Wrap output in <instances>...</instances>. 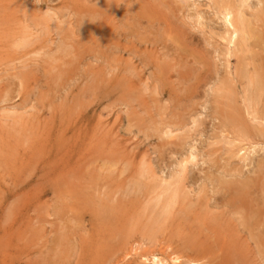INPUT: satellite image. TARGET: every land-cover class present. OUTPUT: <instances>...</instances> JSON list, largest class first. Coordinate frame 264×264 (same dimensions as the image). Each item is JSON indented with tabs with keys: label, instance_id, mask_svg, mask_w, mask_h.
Instances as JSON below:
<instances>
[{
	"label": "rangeland",
	"instance_id": "rangeland-1",
	"mask_svg": "<svg viewBox=\"0 0 264 264\" xmlns=\"http://www.w3.org/2000/svg\"><path fill=\"white\" fill-rule=\"evenodd\" d=\"M263 49L264 0H0V264H264Z\"/></svg>",
	"mask_w": 264,
	"mask_h": 264
},
{
	"label": "bare ground",
	"instance_id": "bare-ground-1",
	"mask_svg": "<svg viewBox=\"0 0 264 264\" xmlns=\"http://www.w3.org/2000/svg\"><path fill=\"white\" fill-rule=\"evenodd\" d=\"M231 2H233V1H231ZM230 2V3H231ZM260 2H262V1H260ZM219 3H221V2H218V4ZM223 3V2H222ZM226 4H227V7L225 6H222L223 8H221V9H218V10H220L219 12L221 13V15L217 12V14H219V16H220V18H221V16L223 17V19L225 20V22L229 25V27H231L230 28V34H229V37H228V41H229V44L230 43H233L234 44V42L236 43V39L239 37V35L242 33V31H243V22H244V20H243V16L241 15V14H239L238 16H234V13H233V9L230 7V4L228 3V2H226ZM226 4H224V5H226ZM97 6V5H96ZM251 6V5H250ZM237 7H240V6H237ZM218 8H219V6H218ZM240 8H242V7H240ZM123 9H125V7L123 8ZM217 10V9H216ZM244 10V9H243ZM245 11H246V9H245ZM244 11V12H245ZM103 12V11H102ZM128 13V12H127ZM133 14V13H132ZM247 14V13H246ZM252 14V13H251ZM125 15V14H124ZM123 15V16H124ZM49 16V15H48ZM131 16V15H130ZM252 16V15H251ZM253 16H254V12H253ZM88 17V16H87ZM255 17H257V16H255ZM97 18V17H96ZM124 18V17H123ZM132 18V17H131ZM252 18H254V17H252ZM262 18V17H261ZM93 19H95L94 17H93ZM132 19H135V18H132ZM259 20H260V18H258ZM98 20V19H97ZM100 20V19H99ZM256 20V19H255ZM87 21V20H86ZM85 21V22H86ZM257 21V20H256ZM94 22H95V20H94ZM98 22V21H97ZM101 22V21H100ZM135 22H137V21H135ZM199 22V21H198ZM249 22V21H248ZM91 23V22H90ZM226 24V25H227ZM249 24V23H248ZM251 24V23H250ZM227 25V26H228ZM252 25V24H251ZM251 25H249V27L251 26ZM79 26V25H78ZM82 26V25H81ZM137 27V26H136ZM61 29V28H60ZM253 29H254V31H255V28L253 27ZM251 30H252V26H251ZM257 30V29H256ZM253 31V30H252ZM256 33V32H255ZM16 34V33H15ZM26 34V33H25ZM251 34H254V33H252L251 32ZM260 34V33H259ZM262 34V33H261ZM88 35V34H87ZM21 37V36H20ZM97 37V36H96ZM23 40V39H22ZM73 40V39H72ZM226 40V41H227ZM237 40H239V39H237ZM250 40V39H249ZM67 41V40H66ZM71 41V40H70ZM69 41V42H70ZM225 41V40H224ZM260 41V40H259ZM17 42V41H16ZM23 42V41H22ZM24 42H26V41H24ZM24 44V43H23ZM232 44V45H233ZM16 45V44H15ZM236 45V44H235ZM246 45H248V43L246 44ZM254 45H256V44H254ZM261 45V44H260ZM259 45V46H260ZM14 46V45H13ZM258 46V47H259ZM226 47V46H225ZM236 47V46H235ZM68 48V47H67ZM71 48V47H70ZM231 48H232V46H231ZM230 48V49H231ZM227 49H229L228 48V45H227ZM234 49V48H233ZM264 50V49H263ZM70 51V50H69ZM230 51V50H229ZM228 51V52H229ZM236 51H238V50H236L235 49V51L234 52H236ZM243 51V50H242ZM227 52V54H226V56L228 55V54H230V53H228ZM231 52V51H230ZM248 52V51H247ZM251 52V51H250ZM249 52V53H250ZM255 52V51H254ZM74 55V54H73ZM170 56V55H169ZM226 59V58H225ZM227 65H229L228 64V62L226 63ZM230 66V65H229ZM227 68H228V66H227ZM230 68V67H229ZM242 68V67H241ZM236 69V68H235ZM238 69V68H237ZM128 70V69H127ZM241 70V69H240ZM244 70V69H243ZM244 71H246V70H244ZM131 72V71H130ZM242 73V72H241ZM246 73V72H245ZM130 74H132V73H130ZM250 74L252 75V78H251V82H253L254 83V74H252L251 73V71H250ZM256 74H258V73H256ZM255 74V75H256ZM249 75V74H248ZM257 76H260V75H257ZM256 76V77H257ZM249 78V77H248ZM257 78H260V77H257ZM126 79V78H125ZM261 79V78H260ZM259 79V80H260ZM258 80V79H257ZM256 80V78H255V83L257 82V84L259 83V80L257 81ZM262 80V79H261ZM260 82H262V81H260ZM263 83V82H262ZM250 84V83H249ZM117 85V84H116ZM254 85V84H253ZM261 84H259V86H260ZM258 87V86H257ZM261 87V86H260ZM262 88V87H261ZM263 89V88H262ZM261 89V90H262ZM251 90H252V87H251ZM256 90V93L257 94H259L258 92H257V88L255 89ZM250 92V91H249ZM245 93V92H244ZM252 93H255V91L253 92L252 91ZM249 94V97H250V95H251V92L250 93H248ZM256 95V94H255ZM246 96V95H245ZM257 96V95H256ZM261 96V95H260ZM247 99H248V103H246V104H248V107H250V104H252V107H253V101H254V98H247L246 97V101H247ZM256 99V98H255ZM245 100V99H244ZM251 100H253L252 101V103L250 102ZM232 101V100H231ZM243 102V101H242ZM233 103H234V101H233ZM244 103H245V101H244ZM224 104V103H223ZM246 107V106H245ZM251 107V108H252ZM250 108V109H251ZM256 108V107H255ZM232 109H233V107H232ZM231 109V110H232ZM249 109V110H250ZM224 110V109H223ZM12 111V110H11ZM10 111V112H11ZM227 111V110H226ZM222 112V111H221ZM220 112V113H221ZM249 112V111H248ZM251 112V111H250ZM250 112H249V114H250ZM252 112H253V114L256 112H254V109L252 108ZM18 113V112H17ZM224 113V112H223ZM227 113V112H226ZM236 113V112H235ZM245 113V112H244ZM257 113L259 114V112L257 111ZM256 113V114H257ZM253 114L251 115L252 117H253ZM220 115H223V114H220ZM232 114H228L227 116H226V121L227 122H232L234 119H233V117L234 116H231ZM235 115V114H234ZM248 115V114H247ZM190 116V115H189ZM239 116H240V113H239ZM198 117V116H197ZM254 117H257V116H255L254 115ZM7 119V118H6ZM9 119V118H8ZM224 119V120H225ZM252 119V118H251ZM255 119H257V118H255ZM261 119H262V117H261ZM264 119V118H263ZM253 120V119H252ZM196 121V120H195ZM257 121H260V120H257ZM192 122V121H191ZM236 122L238 123H240V125H241V120L239 121H237L236 120ZM174 123V122H173ZM235 123V122H234ZM230 124V123H229ZM167 125V124H166ZM231 125V124H230ZM237 125H239V124H237ZM226 126H227V124H226ZM232 126V125H231ZM235 126H236V124H235ZM256 126V125H255ZM178 128H179V125L177 126ZM176 127V128H177ZM240 127V126H239ZM264 127V126H263ZM242 128V127H241ZM259 129H257V131H258ZM165 131V130H164ZM260 131V130H259ZM262 131V130H261ZM164 133V132H163ZM169 133V132H168ZM164 134H166V133H164ZM171 134V133H170ZM173 135V134H172ZM245 135V134H244ZM248 135V134H247ZM256 135H258L259 136V134L257 133ZM255 135V136H256ZM262 136V135H261ZM244 137V136H243ZM170 138V137H169ZM172 138V137H171ZM235 138V137H234ZM233 138V139H234ZM245 138V137H244ZM256 138V137H255ZM262 138V137H261ZM241 139H242V137H241ZM234 140H236L237 141V139H234ZM244 140V139H243ZM243 140L241 141V142H243ZM247 141V140H246ZM254 141V140H253ZM252 141V142H253ZM232 142V141H231ZM257 142V141H256ZM255 142V143H256ZM228 143V142H227ZM236 143V142H235ZM240 143V142H239ZM244 143V142H243ZM242 143V144H243ZM258 143V142H257ZM260 143V142H259ZM233 144V143H232ZM249 144H251V142L249 141ZM253 144V143H252ZM239 145V144H238ZM254 146V145H253ZM255 146H256V144H255ZM254 146V147H255ZM248 147H250V145L248 146ZM259 147V146H258ZM231 148V147H230ZM244 153H243V155L241 156V154H240V156L242 157V158H244V159H248V157H246L245 156V153H247L248 152V148H246L245 147V145H244ZM253 148V147H252ZM252 148H250V149H252ZM257 148V147H256ZM229 149V148H228ZM237 149H238V147H237ZM241 149V148H240ZM239 149V150H240ZM248 149V150H247ZM254 149V148H253ZM242 150V149H241ZM257 150V149H256ZM193 151V150H192ZM232 151V150H231ZM238 151V150H237ZM247 151V152H246ZM191 152V151H190ZM196 152V151H195ZM197 153V152H196ZM228 153V152H227ZM238 153V152H237ZM203 154V153H202ZM198 155V154H197ZM196 158V155L192 152L191 154H190V157H189V160H193V159H195ZM236 158V157H235ZM240 158V157H239ZM241 159V158H240ZM189 160H187V161H189ZM195 161V160H194ZM193 161V162H194ZM242 161V160H241ZM196 162V161H195ZM183 163V162H182ZM185 163H186V161L183 163L184 165H185ZM189 163V162H188ZM245 163V162H244ZM248 163V162H247ZM250 163H251V161H250ZM257 163V162H256ZM262 163V162H261ZM260 163V164H261ZM184 165L183 166H181L180 165V169H181V167H183L184 168ZM189 165V164H188ZM246 165V164H245ZM244 165V166H245ZM250 165V164H249ZM190 166V165H189ZM248 166V165H247ZM246 166V167H247ZM186 167H187V165H186ZM185 167V168H186ZM242 167V166H241ZM257 168H258V166H256ZM261 167H262V165H261ZM179 169V170H180ZM241 169V168H240ZM238 170V169H237ZM186 171V170H185ZM240 172V171H239ZM179 173V172H178ZM223 173V172H222ZM233 173V172H232ZM142 174V173H141ZM189 174V173H188ZM209 174V173H208ZM244 174V173H243ZM175 175H177V174H175ZM151 176V175H150ZM174 176V175H173ZM172 176V177H173ZM178 176V175H177ZM186 177V176H185ZM224 177H226V176H224ZM234 177V176H233ZM250 177V176H249ZM177 178V177H176ZM230 180V179H229ZM138 181H139V179H138ZM164 181L166 182V180L164 179ZM222 181H224V180H222ZM241 181V180H240ZM239 181V182H240ZM243 181V180H242ZM258 181V180H257ZM164 182V183H165ZM171 182V181H170ZM178 183H179V181H177ZM219 182V181H218ZM232 182V181H231ZM236 182V181H235ZM244 182V181H243ZM167 184H170V185H172V183H174V182H172V183H169V181L168 182H166ZM251 183V185L250 186H252V181H250V182H248L247 184H250ZM138 184L140 185V183L138 182ZM230 184H232V183H230ZM237 184H238V182H237ZM253 184H255V183H253ZM260 184V183H259ZM181 185V184H180ZM233 185V184H232ZM231 185V186H232ZM240 185V184H239ZM132 186V185H131ZM140 186H142V185H140ZM230 186V187H231ZM234 186V185H233ZM249 186V185H248ZM143 187V186H142ZM181 187V186H180ZM227 187V186H226ZM236 187V186H235ZM253 188H255L256 189V186L255 185H253L252 186ZM259 187H260V185H259ZM259 187H257V189L259 188ZM262 187V186H261ZM232 188V187H231ZM254 189V190H255ZM262 189V188H261ZM168 190V189H167ZM248 189L246 188V182H245V184H241L239 187H237V189H236V191L235 192H237V194H236V196H234V198L232 199V201H231V203H233V205L234 206H239V205H241L242 207L245 205V204H247V200H246V195L247 194H249L250 192H248L247 191ZM253 190V191H254ZM164 191V190H163ZM201 191V190H200ZM212 191V190H211ZM234 191V190H233ZM146 192V191H145ZM168 192H169V190H168ZM230 192V191H229ZM255 192V191H254ZM164 194H165V192H164ZM170 194V193H169ZM199 194V193H198ZM251 194V193H250ZM263 194H264V192H263ZM262 194V195H263ZM166 195V194H165ZM216 195V194H215ZM259 195V193L257 194V196ZM262 195H261V197H262ZM164 196V195H163ZM169 196V195H168ZM223 196V195H222ZM232 196V195H231ZM253 196V195H252ZM175 197H176V194H173L172 196H171V198H170V200H166V202H165V205H164V208H165V210H163L165 213H167V215H168V213L170 214V212H169V208H170V206H171V204H172V202H173V199H175ZM180 197V196H179ZM178 197V198H179ZM226 197V196H225ZM260 197V198H261ZM166 198V197H165ZM150 199V198H149ZM249 201L251 200V199H248ZM149 201V200H148ZM262 201V200H261ZM89 202V201H88ZM151 202V201H150ZM194 203H195V201H193ZM253 202V201H252ZM147 203V202H146ZM152 203V202H151ZM154 203V202H153ZM192 203V202H191ZM230 203V204H231ZM264 203V201L262 202V206L264 205L263 204ZM244 204V205H243ZM94 205V204H93ZM252 205H254V204H252ZM158 206H159V204H158ZM189 206V205H188ZM191 206V205H190ZM232 206V205H231ZM254 206H256V205H254ZM257 206H259V205H257ZM261 206V205H260ZM259 206V207H260ZM102 207V206H101ZM154 207V206H153ZM155 208V207H154ZM237 207H235L234 209H236ZM244 208V207H243ZM105 210H102V209H100V210H97L98 211V213H104V211L106 212L108 209H110V207H106V208H104ZM161 209V208H160ZM251 209V208H250ZM252 210V209H251ZM264 210V209H263ZM111 212H112V210H110ZM116 211V210H115ZM153 211V210H152ZM171 211H173V210H171ZM208 211V210H207ZM244 212H245V210H243ZM243 211L241 210V209H239V208H237V210L234 212V214H240V223H237V224H241L242 226H243V228L244 229H248L249 228V226H250V222H249V220H252V222H255L256 224H257V226L256 227H259V226H262V229H263V231H264V214H262V213H259L260 214V217H258V214L257 213H255V214H250L249 216H247V218H244V215H243ZM250 211V210H249ZM248 211V212H249ZM154 212V211H153ZM161 212V211H160ZM256 212V211H255ZM258 212V211H257ZM253 213H254V211H253ZM151 214V213H150ZM153 214V213H152ZM163 214V213H162ZM227 214V213H226ZM233 214V213H232ZM158 215V214H157ZM152 216V215H151ZM169 216V215H168ZM189 216V215H188ZM239 216V215H238ZM218 217V216H217ZM196 218V217H195ZM214 219H216L215 217L213 218V220ZM238 219V218H237ZM236 219V220H237ZM113 220V219H112ZM162 221V220H161ZM206 221V220H205ZM234 221V220H233ZM210 222V221H209ZM213 222V221H212ZM164 223V222H163ZM202 223V222H201ZM78 224H80V223H78ZM159 224H160V222L158 221V220H156V219H151L150 221H149V228H148V231L149 232H153V231H155V229H157L158 227H159ZM225 225V224H224ZM236 225V224H235ZM199 226V225H198ZM203 226H204V224H203ZM209 226V225H208ZM252 226V225H251ZM190 227H191V225H190ZM203 228V227H202ZM210 228H212V226L210 227ZM237 228V227H236ZM238 229H240V228H238ZM258 229H260V228H258ZM224 230V229H223ZM241 230V229H240ZM253 230V229H252ZM227 231V230H226ZM249 231V230H248ZM255 231V230H254ZM146 232V231H145ZM198 232V231H197ZM242 232V231H241ZM228 233H229V231H228ZM227 233V234H228ZM253 233V232H252ZM264 233V232H263ZM150 234V233H149ZM261 235H263L262 233H261ZM141 237V236H140ZM262 239H264L263 237H262ZM166 240V239H165ZM189 240V239H188ZM187 241V240H186ZM192 241V240H191ZM216 243V242H215ZM167 245V244H166ZM169 246H170V244H168ZM167 245V246H168ZM216 245V244H215ZM142 246V245H141ZM258 246V245H257ZM142 248V247H141ZM163 248V247H162ZM202 248V247H201ZM259 249V248H258ZM146 250V249H145ZM135 251H136V249H135ZM142 251V250H141ZM162 251V250H161ZM160 251V252H161ZM153 251H151L150 253H151V255L149 254V256H151L150 258H147L148 257V255L146 256V257H144L146 260H149V261H151L153 264L155 263V264H170V262H172L173 264H180V262H181V259L182 258H186V261L188 262V263H191V264H196L198 261H203V259H205L206 258V255H192V254H185V255H179V254H177V252L175 253L174 251H171L170 253H168L167 254V256L165 257H163V256H161V255H157V253H155V252H153ZM159 252V253H160ZM163 252V251H162ZM193 252V251H192ZM189 253V252H188ZM191 253V252H190ZM262 253V252H261ZM130 254V253H129ZM148 254V253H147ZM162 254V253H161ZM163 255V254H162ZM131 256V255H130ZM133 256V255H132ZM122 257V256H121ZM126 258V257H125ZM143 258V259H144ZM237 258L238 259H240L241 261H242V259H243V256H242V254L241 253H238L237 254ZM245 260V259H244ZM261 260V259H260ZM119 262V261H118ZM144 262V261H143ZM171 263V264H172ZM151 264V263H150ZM199 264V263H198Z\"/></svg>",
	"mask_w": 264,
	"mask_h": 264
}]
</instances>
